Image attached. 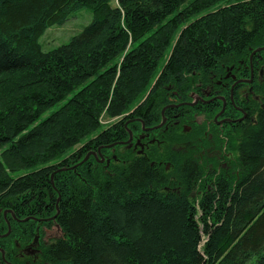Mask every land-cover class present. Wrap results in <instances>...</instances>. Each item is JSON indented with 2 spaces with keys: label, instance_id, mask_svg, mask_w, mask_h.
<instances>
[{
  "label": "trees",
  "instance_id": "trees-1",
  "mask_svg": "<svg viewBox=\"0 0 264 264\" xmlns=\"http://www.w3.org/2000/svg\"><path fill=\"white\" fill-rule=\"evenodd\" d=\"M82 9L81 33L43 51ZM263 47L264 0H0V264L35 237L37 264H264ZM229 71L259 99L230 128V173L198 188L179 155L164 175L119 146L161 122L166 88Z\"/></svg>",
  "mask_w": 264,
  "mask_h": 264
},
{
  "label": "flooded vegetation",
  "instance_id": "flooded-vegetation-1",
  "mask_svg": "<svg viewBox=\"0 0 264 264\" xmlns=\"http://www.w3.org/2000/svg\"><path fill=\"white\" fill-rule=\"evenodd\" d=\"M258 72L257 80L262 81L263 72L261 70ZM223 80L225 82L218 79L207 85L198 83L184 99L179 90L174 91L169 86L166 88V103L160 111L162 126L145 127L141 122L140 130L127 132V138L119 142V146L138 156L147 157L149 165L157 167L158 172L164 175L170 174L175 166V155H179L202 173L198 188L203 183L209 184L219 175L230 173L236 158L234 152L225 146L226 140H233L230 128L248 117L252 121L250 98L255 102H259V99L251 91L253 75L249 79L236 78V75L229 71ZM243 80H250V83L238 82ZM237 85H244L247 88L234 90ZM235 96L239 97L236 103ZM135 121L140 122V119L127 120L129 123ZM160 144L166 145L168 153L158 148ZM113 158L115 160V157ZM101 159L105 161V165L106 161L109 164V159ZM168 177L174 181L173 177ZM169 186H172L171 191L174 192L176 188L174 182L169 183ZM165 191L168 189L165 188ZM43 232L45 235L42 242H46L45 237L48 233L53 234L54 230L51 228ZM40 243L41 240L38 238L24 247L17 246L16 256L25 264L39 263Z\"/></svg>",
  "mask_w": 264,
  "mask_h": 264
},
{
  "label": "rangeland",
  "instance_id": "rangeland-1",
  "mask_svg": "<svg viewBox=\"0 0 264 264\" xmlns=\"http://www.w3.org/2000/svg\"><path fill=\"white\" fill-rule=\"evenodd\" d=\"M91 21H92L91 12L89 10L82 9L71 14V16L63 25H55L48 28L44 33V35L39 40V43L41 44L43 51L47 52L59 47L60 45L67 44L73 37L80 34L81 31ZM48 114L49 113H46L44 117L47 116ZM100 122L102 128H106L113 121L111 119H108L106 116H102ZM160 124L162 126L163 121H161L158 125ZM75 149L76 148H74V150ZM57 236L59 235H56V237Z\"/></svg>",
  "mask_w": 264,
  "mask_h": 264
},
{
  "label": "water",
  "instance_id": "water-1",
  "mask_svg": "<svg viewBox=\"0 0 264 264\" xmlns=\"http://www.w3.org/2000/svg\"><path fill=\"white\" fill-rule=\"evenodd\" d=\"M261 50H264V47L261 48V49H258V50H256V51H261ZM256 51H254V53H255ZM254 53H252V54H254ZM251 76H252V75H251ZM238 82L250 83V80H249V81H248V80H243V81H238ZM238 82H237V83H238ZM159 126H161V124H160ZM159 126H157V127H159ZM129 133H130V132H129ZM88 157H89V155H86V157L84 158V161L87 160ZM99 162H102V159H100ZM106 165H108V161H106ZM8 232H9V231H8ZM4 236H6V235H4ZM34 240H37V237H35Z\"/></svg>",
  "mask_w": 264,
  "mask_h": 264
}]
</instances>
